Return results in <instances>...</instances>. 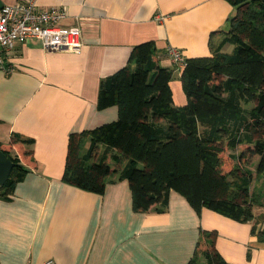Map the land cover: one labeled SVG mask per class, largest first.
I'll list each match as a JSON object with an SVG mask.
<instances>
[{
  "label": "crops",
  "instance_id": "crops-1",
  "mask_svg": "<svg viewBox=\"0 0 264 264\" xmlns=\"http://www.w3.org/2000/svg\"><path fill=\"white\" fill-rule=\"evenodd\" d=\"M36 3L64 9L61 24L80 27L83 48L48 52L30 39L6 53L10 73L0 68V144L29 169L10 200L0 199V264H188L201 230L217 231L216 247L228 263L264 264V241L251 233L252 224L206 208L198 215L176 191L166 212L138 213L128 181L118 176L103 194L62 180L69 136L118 119L116 106L98 109L99 86L127 65L135 46L155 43L158 64L174 69L170 86L181 107L187 102L181 69L169 49L185 59L211 56V44L223 39L235 9L225 0ZM16 133L34 140L32 156L21 155L26 145L12 147Z\"/></svg>",
  "mask_w": 264,
  "mask_h": 264
},
{
  "label": "trees",
  "instance_id": "trees-1",
  "mask_svg": "<svg viewBox=\"0 0 264 264\" xmlns=\"http://www.w3.org/2000/svg\"><path fill=\"white\" fill-rule=\"evenodd\" d=\"M225 1L235 9L229 30L211 44V56L186 59L181 70L186 104L175 105L174 69L158 64L155 43L135 46L127 65L99 86L98 109L116 106L118 119L69 136L62 180L103 194L118 176L128 181L138 213L166 212L176 191L198 215L206 208L250 223L264 241L257 228L264 216L255 213L264 206V185L256 183L264 178V0ZM33 143L17 133L11 138L12 147L28 146L22 156L33 155ZM0 150L14 164L0 186V199L10 200L29 169L11 149ZM217 238V231L201 230L188 264H230Z\"/></svg>",
  "mask_w": 264,
  "mask_h": 264
},
{
  "label": "built area",
  "instance_id": "built-area-1",
  "mask_svg": "<svg viewBox=\"0 0 264 264\" xmlns=\"http://www.w3.org/2000/svg\"><path fill=\"white\" fill-rule=\"evenodd\" d=\"M67 12L60 7L39 9L36 0H17L0 9V68L6 73L12 71L6 67L5 55L16 45L30 39H39L48 52L80 53L83 48L82 31L78 26H65L61 21ZM168 54L178 69H183L186 59L182 52L170 48ZM44 264H57L49 259Z\"/></svg>",
  "mask_w": 264,
  "mask_h": 264
},
{
  "label": "water",
  "instance_id": "water-1",
  "mask_svg": "<svg viewBox=\"0 0 264 264\" xmlns=\"http://www.w3.org/2000/svg\"><path fill=\"white\" fill-rule=\"evenodd\" d=\"M3 3L0 2V9L3 7ZM14 164L12 161L5 155V153L0 150V186H4L8 180L11 170Z\"/></svg>",
  "mask_w": 264,
  "mask_h": 264
},
{
  "label": "rangeland",
  "instance_id": "rangeland-1",
  "mask_svg": "<svg viewBox=\"0 0 264 264\" xmlns=\"http://www.w3.org/2000/svg\"><path fill=\"white\" fill-rule=\"evenodd\" d=\"M231 50H232V47H231V49L229 50L230 52H231ZM228 51V52H229ZM257 160H258V157H255V158H253L252 160H251V165H250V168L254 171V173H255V169H256V167H255V163L257 162ZM254 176H255V174H254ZM257 184H258V186L259 187H261L260 185H264V178H262V179H259V181H257L256 182ZM255 184V183H254ZM263 187V186H262ZM262 187H261V189H262ZM255 213H256V215H263L264 216V206L263 207H260V206H257L256 208H255ZM262 222H264V220L262 219L261 220ZM264 224V223H263ZM263 224H258V226H257V228L259 229V228H263L264 226H263Z\"/></svg>",
  "mask_w": 264,
  "mask_h": 264
}]
</instances>
